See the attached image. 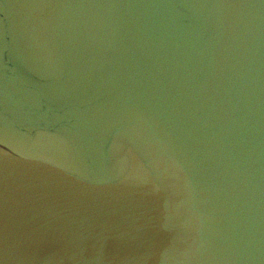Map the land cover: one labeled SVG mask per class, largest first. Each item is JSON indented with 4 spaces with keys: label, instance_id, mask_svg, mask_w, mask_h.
Wrapping results in <instances>:
<instances>
[{
    "label": "water",
    "instance_id": "1",
    "mask_svg": "<svg viewBox=\"0 0 264 264\" xmlns=\"http://www.w3.org/2000/svg\"><path fill=\"white\" fill-rule=\"evenodd\" d=\"M0 264H264V0H0Z\"/></svg>",
    "mask_w": 264,
    "mask_h": 264
}]
</instances>
